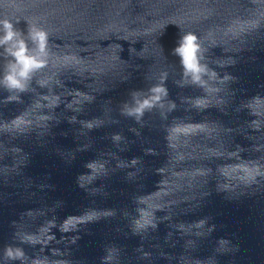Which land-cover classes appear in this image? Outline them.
Here are the masks:
<instances>
[{
  "label": "water",
  "instance_id": "95a60500",
  "mask_svg": "<svg viewBox=\"0 0 264 264\" xmlns=\"http://www.w3.org/2000/svg\"><path fill=\"white\" fill-rule=\"evenodd\" d=\"M215 2L0 0L34 54L28 26L48 35L23 91L5 87L0 48V264H25L94 188L179 67L180 36L197 35Z\"/></svg>",
  "mask_w": 264,
  "mask_h": 264
},
{
  "label": "clouds",
  "instance_id": "9594fccd",
  "mask_svg": "<svg viewBox=\"0 0 264 264\" xmlns=\"http://www.w3.org/2000/svg\"><path fill=\"white\" fill-rule=\"evenodd\" d=\"M27 35L36 46V54L28 47L23 33L12 21L0 19V48L11 57L8 70L3 77L4 85L8 89L23 91L32 73L46 63L44 59L48 42L46 31L28 26ZM172 55L179 58L185 76L190 77L194 83L201 81V75L206 69L201 64L202 47L195 33L187 32L181 35L177 45L172 49ZM154 91L160 92L163 89L157 88ZM147 103L145 101V104Z\"/></svg>",
  "mask_w": 264,
  "mask_h": 264
}]
</instances>
